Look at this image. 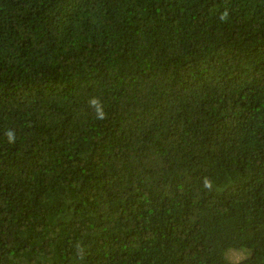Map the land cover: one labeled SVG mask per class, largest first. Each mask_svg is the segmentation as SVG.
Here are the masks:
<instances>
[{
    "label": "trees",
    "instance_id": "16d2710c",
    "mask_svg": "<svg viewBox=\"0 0 264 264\" xmlns=\"http://www.w3.org/2000/svg\"><path fill=\"white\" fill-rule=\"evenodd\" d=\"M0 264H264V0H0Z\"/></svg>",
    "mask_w": 264,
    "mask_h": 264
},
{
    "label": "clouds",
    "instance_id": "9594fccd",
    "mask_svg": "<svg viewBox=\"0 0 264 264\" xmlns=\"http://www.w3.org/2000/svg\"><path fill=\"white\" fill-rule=\"evenodd\" d=\"M227 16H228V13H227V11H225L224 13L221 14L220 19L221 20H226L227 19ZM90 105L95 108L96 118L97 119L103 120V119L106 118V115L107 114L104 111L103 106L99 103V99L97 97H93L90 100ZM6 135L8 137L9 143H15L16 136H15V132L13 130H9L6 133ZM205 187H211V184H210V182L207 179L205 180Z\"/></svg>",
    "mask_w": 264,
    "mask_h": 264
}]
</instances>
